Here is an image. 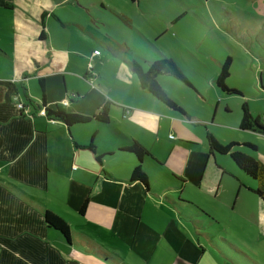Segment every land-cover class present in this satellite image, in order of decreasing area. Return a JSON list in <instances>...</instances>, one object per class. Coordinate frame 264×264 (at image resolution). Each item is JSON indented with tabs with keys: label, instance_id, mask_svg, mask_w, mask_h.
I'll list each match as a JSON object with an SVG mask.
<instances>
[{
	"label": "crops",
	"instance_id": "obj_1",
	"mask_svg": "<svg viewBox=\"0 0 264 264\" xmlns=\"http://www.w3.org/2000/svg\"><path fill=\"white\" fill-rule=\"evenodd\" d=\"M164 7L169 4L157 6ZM175 7L162 26L149 21L159 11L148 0H0V264H150L155 257L167 264H223L193 232L200 231L203 206L224 199L227 207L245 192L256 198L264 237V202L253 191L258 184H249L257 181L229 156L211 154L206 141L211 134L223 144L236 143L235 151L264 167L249 138L264 134L241 130L246 102L234 109L232 98L221 96L215 81L223 61L210 54L213 69L202 63L197 68L214 98L179 65L182 54L195 56L169 27L184 16L180 4ZM164 34L172 42L162 44L168 53L157 47L156 58L173 60L190 85L169 75L158 82L183 113L142 88L128 65L139 61L131 41ZM41 79L47 108L92 117L107 104L108 122L67 126L40 116ZM173 88L197 96L175 98ZM246 104L254 118H264ZM134 142L150 156L139 162L123 150ZM139 164L146 183L130 181ZM46 212L67 223L70 241L46 225Z\"/></svg>",
	"mask_w": 264,
	"mask_h": 264
},
{
	"label": "rangeland",
	"instance_id": "obj_2",
	"mask_svg": "<svg viewBox=\"0 0 264 264\" xmlns=\"http://www.w3.org/2000/svg\"><path fill=\"white\" fill-rule=\"evenodd\" d=\"M91 1L98 3L101 0ZM150 1L153 2L150 3ZM163 2L169 4V8L164 7L158 10L157 6L163 5ZM183 2L185 6L181 5ZM148 4H153L156 11H159L149 21H160L162 26L167 25V21L174 17L178 10L175 5L180 4V11L184 16L176 25L172 24L169 27L174 35L184 38L179 42L183 41L184 46L188 47L187 50L192 51L195 57L185 53L176 59L192 81L206 89L208 97L214 98L216 95L214 96V90L204 83L201 73L197 72L198 66L202 63L213 69L215 64L209 57L210 54L218 61H224L230 57L231 76L226 81V85L230 89L239 90L241 95H226L218 90L217 93H220L223 98H232L231 107L234 109H237L235 104L242 99L250 103L255 113L264 116V0H148ZM129 35V33L125 34V39L129 40ZM169 36L170 34H164L158 38L148 36L150 38L131 41L130 45L139 53L134 56L143 65H147L146 62L143 63L146 60L147 63L159 60L156 58L159 56L156 48L160 47L161 52L168 53L162 44L166 40L172 42ZM97 48L104 51L101 46ZM184 86L189 89L188 86ZM171 91L175 98H196L197 96L186 89L182 93L175 91V88ZM215 132L223 139L230 137L220 130L215 129ZM249 138L258 145L260 153L264 156V139ZM243 150L256 155L253 151ZM235 173L242 176L241 172ZM225 179L234 182L231 179ZM249 184L257 185L256 182L250 181ZM244 190L241 189L242 192H245ZM50 191H53V188H50ZM54 191L57 192V190ZM228 197L230 199L231 195ZM255 199L252 193L245 192L241 194L237 203L231 201L227 207L221 204L224 199L209 200L212 203L211 206H203L201 225L198 224L200 231L193 233L200 236L202 245L216 254L223 264L225 260H228L230 264H264V237H261L257 225L260 208L255 204ZM49 209L59 213L51 205ZM65 217L68 221H72L71 217ZM191 226H194V223H191ZM189 235H191L190 232ZM160 251L159 248L156 256L160 254ZM158 262H162L159 264L168 263L167 260L158 261L155 257L150 264H158Z\"/></svg>",
	"mask_w": 264,
	"mask_h": 264
},
{
	"label": "trees",
	"instance_id": "obj_3",
	"mask_svg": "<svg viewBox=\"0 0 264 264\" xmlns=\"http://www.w3.org/2000/svg\"><path fill=\"white\" fill-rule=\"evenodd\" d=\"M232 60L230 57H227L221 64L219 74L215 81L217 88L226 95H241L240 91L237 89H230L226 85V81L230 75ZM129 67L135 73L140 81L142 88L148 91L154 98H156L161 103L165 104L169 108L183 113V111L167 96L163 88L158 82V77L161 75H169L187 85H190L187 77L184 75L179 66L169 58H163L156 61H153L148 64L147 67H144L139 61H129ZM39 86L43 92V104L42 109L45 110L46 118L50 121H59L63 122L67 126L76 125V124H85L92 120L107 123L109 119V110L107 104L103 105L99 112L92 117L83 116L76 113H70L64 109L57 107L55 109L47 108L45 105V95H44V83L43 79L39 80ZM242 118L240 123L241 130H249L253 132H258L264 134V122L261 123V120L264 121V118H254L249 111L248 105L244 103L241 107ZM206 141L208 148L211 154L217 153L220 155L229 156L230 159L237 165V167L245 174L257 181L258 187L253 190L264 202V167L253 157L235 151L236 143L223 144L219 142L211 134H207ZM246 146L253 147L251 144H246ZM92 148L93 145H90ZM130 153H133L139 162L144 156H150L149 152L142 147L140 144L134 142L131 147L123 149ZM130 181H139L146 183V175L141 169V165H137L130 176ZM87 201H85L79 212L84 214L86 209ZM45 223L48 227H51L63 234L67 241H70V232L67 223L59 218L58 216L46 212Z\"/></svg>",
	"mask_w": 264,
	"mask_h": 264
},
{
	"label": "built area",
	"instance_id": "obj_4",
	"mask_svg": "<svg viewBox=\"0 0 264 264\" xmlns=\"http://www.w3.org/2000/svg\"><path fill=\"white\" fill-rule=\"evenodd\" d=\"M94 54H95V55H100V51H99V50H96V51L94 52ZM17 108H18L19 110H23V106H22V104H18ZM39 115L45 117V116H46L45 110H43V109L40 110Z\"/></svg>",
	"mask_w": 264,
	"mask_h": 264
}]
</instances>
